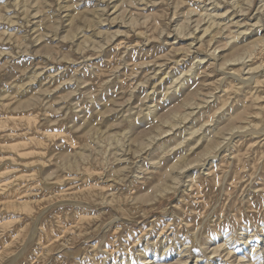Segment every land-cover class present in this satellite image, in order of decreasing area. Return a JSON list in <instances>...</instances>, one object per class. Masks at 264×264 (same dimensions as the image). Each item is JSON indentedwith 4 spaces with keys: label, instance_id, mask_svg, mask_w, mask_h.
I'll return each instance as SVG.
<instances>
[{
    "label": "rangeland",
    "instance_id": "374dc122",
    "mask_svg": "<svg viewBox=\"0 0 264 264\" xmlns=\"http://www.w3.org/2000/svg\"><path fill=\"white\" fill-rule=\"evenodd\" d=\"M0 264H264V0H0Z\"/></svg>",
    "mask_w": 264,
    "mask_h": 264
},
{
    "label": "bare ground",
    "instance_id": "6f19581e",
    "mask_svg": "<svg viewBox=\"0 0 264 264\" xmlns=\"http://www.w3.org/2000/svg\"><path fill=\"white\" fill-rule=\"evenodd\" d=\"M175 88V87H174ZM151 113V112H150ZM258 131V130H257ZM230 139V138H229ZM225 142H226V140H224ZM223 142V141H222ZM218 143V142H217ZM227 143H225V145H226ZM217 149V148H216ZM219 150V149H218ZM176 163V162H175ZM156 164V163H155ZM167 168V167H166ZM166 171L168 172L169 171V167L166 169ZM166 173V172H165ZM164 176H165V174H162L160 177H159V180L161 179H163L164 178ZM159 182V181H158ZM153 185V184H152Z\"/></svg>",
    "mask_w": 264,
    "mask_h": 264
}]
</instances>
